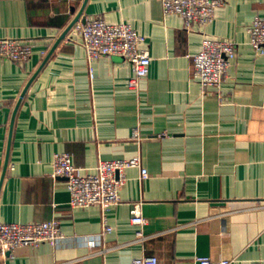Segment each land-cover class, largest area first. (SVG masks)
Here are the masks:
<instances>
[{
    "label": "crops",
    "instance_id": "1",
    "mask_svg": "<svg viewBox=\"0 0 264 264\" xmlns=\"http://www.w3.org/2000/svg\"><path fill=\"white\" fill-rule=\"evenodd\" d=\"M129 24L150 65L137 89L120 56L88 62L64 36L78 19ZM264 0H224L187 30L160 0H0V38L31 45L27 61L0 56V222L55 219L63 237L15 249L0 264H264V54L247 28ZM227 38L236 55L218 89L200 88L192 55L202 38ZM91 171L99 160L140 155L119 201L71 207L66 180L50 175L57 153ZM146 222L136 237L131 208ZM94 239L90 247L88 239Z\"/></svg>",
    "mask_w": 264,
    "mask_h": 264
},
{
    "label": "built area",
    "instance_id": "2",
    "mask_svg": "<svg viewBox=\"0 0 264 264\" xmlns=\"http://www.w3.org/2000/svg\"><path fill=\"white\" fill-rule=\"evenodd\" d=\"M224 0H160L163 14H176L183 20L187 30L209 22L218 6ZM249 44L257 54H264V15L255 16L247 28ZM67 41L78 40L84 49L87 61L103 56H120L128 62L132 70L127 80L128 87L137 89L139 80L147 76L150 57L147 49L141 46L145 42L129 24L109 23L101 16L85 17L76 20L64 36ZM31 45L18 38H0V56L16 63L27 61L31 56ZM236 55V44L227 38L204 36L200 49L192 55V74L202 90L207 87L218 89L227 74L231 61ZM136 166L140 170V179L147 177L142 167L140 155L128 159L99 160L91 171L75 166L70 154L66 152L54 155L50 175L66 180L71 207H85L97 204L102 210L103 231L108 232L105 211L119 201V187L123 184L124 170ZM132 224L137 226L136 237L143 239L141 226L146 220L141 214L140 202L131 208ZM63 237L59 222L55 219L27 223L0 222V255L5 256L15 249L25 246H37L48 242L55 243ZM90 247L95 240H87ZM197 264H229V259H213L208 256L196 258ZM131 264H158L154 255L134 258ZM174 264H180L178 262Z\"/></svg>",
    "mask_w": 264,
    "mask_h": 264
}]
</instances>
